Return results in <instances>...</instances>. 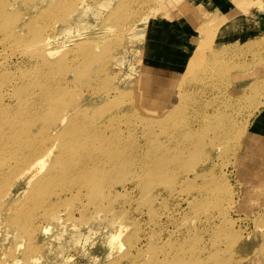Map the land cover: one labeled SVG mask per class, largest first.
<instances>
[{
	"label": "rangeland",
	"instance_id": "obj_1",
	"mask_svg": "<svg viewBox=\"0 0 264 264\" xmlns=\"http://www.w3.org/2000/svg\"><path fill=\"white\" fill-rule=\"evenodd\" d=\"M131 1H133V6L136 7L135 10L134 8L133 10L129 9L132 14L131 20L137 21L135 24L139 31L142 30L140 31V37H143H141L140 42L142 45H139V54L141 53V56L135 58V64H133L130 70L131 74L123 84V87L128 92L123 96L121 95L122 99L121 96H117V98L110 97L107 103H99L87 109V75L94 73V70H97L96 68L102 64L100 61L96 62L94 66L87 70V38H90L87 34L93 37L92 34L97 35L98 30V35L106 33L107 30V34L116 32L118 29L117 24H119L123 14L121 12L123 10L119 6L122 0H0V10L1 8L4 9L3 17L2 11H0V90L4 89L0 91V98L6 104H15L18 95L15 88L19 87V89H22L23 86L28 85L26 79L35 78L36 69H40V67L45 65L49 66L52 63L57 64V59L65 58L63 60L67 62L65 69L67 71L64 74V76H67L64 85L66 90L59 96V105L61 106V112L63 110L67 111L71 107L77 114V121L73 123L74 125L72 124L74 126L72 132H75L74 128L76 125H80V131L84 132L83 130L87 128L86 121L90 119L88 117H92L96 122L97 120L99 121L96 125H100L101 129L106 125V127L111 124L113 125L109 129L104 128L106 134L112 131L110 128L117 129L112 131L114 134L112 132L111 134L109 133L108 137L114 138L117 136L115 137L117 139L119 136L118 140L120 139L119 141L123 143L125 141H132L133 145L130 142L129 146H127L129 142H125L124 144L120 142L121 151L129 153L130 156H133L135 151L136 156H139L137 153H143L144 158L149 155L148 157L150 158H146L150 161L166 158L163 164L167 163L166 161L168 160L169 165L173 160H176H172L173 157H169L171 160L168 158V154L170 155L173 147L182 142L191 144L194 140L192 136L197 135L200 141H203L204 147L194 158L195 160L191 158V161L190 159L189 164V157L186 158L188 160H186L187 166L191 164L189 166L190 171H188L189 167L186 169L185 159H182L184 156L180 154L182 156L181 161L178 160L176 163L178 164L183 161L185 168L177 169L180 172L177 174L176 171L175 174L178 176L174 175L177 177L176 179L175 177H170V180L166 179V175L165 177L164 175L160 176L162 180L154 178L155 181L157 179L160 182L165 179L163 181H166L165 184L163 182H154L152 178L148 179V181L145 179V184L142 180L140 186L138 184L140 176L135 175L139 174L138 170L140 169L137 168L138 166L119 164L118 167L120 168L117 167L118 170L112 169L109 175L106 174V179L103 178L106 184L112 183V186L107 184L111 186L110 190L109 188L96 185L90 186L88 184L91 181L87 179V190L84 187H79L72 189L69 192L70 194L68 192L62 193L60 187L57 185L53 187L46 186L51 179L45 173L51 166L54 152L45 158L47 161L44 168H40L42 170L39 169L36 175H33L34 177H30L24 183H21V180L18 181L15 175L16 172L11 173V170H9L8 163L13 161L11 164H14L15 159L11 158V160L7 156L4 164L5 167H0L1 169L3 168V172L6 171L3 173L0 169V175L4 174L0 178V181H2V183L0 182V186H2V190L0 189V199L2 203H5V209L10 208L8 210L3 209L2 213H0V264L2 262H6L7 264H155L157 262L156 256L158 258L163 257L160 253L155 254L157 251L154 245L157 244L164 245V247L168 245L172 246L173 244H177V246L181 245L188 254L189 252H198V254L192 255L193 258L196 256V259L201 257L197 261V264H264V149L261 146L255 148L254 145L244 142L250 136L261 141H264V138L247 134L249 119L255 111L248 109L245 104L247 98L229 94L241 84L240 81L242 79H246L258 72L264 73V0H259V8L253 7L251 13L246 14L247 16L234 14V12L240 6L249 7L252 2L255 5L256 0H252V2L232 0L234 5L227 12L224 9V12H222V9H217L212 4L206 7L205 3L207 2L205 0ZM184 1L190 5H194L198 12H203V15L193 14L186 17V15L178 14L177 8H174V3L178 4ZM166 3L167 6H170H168L169 10L172 12L176 10L177 13L169 19L163 9V5ZM140 6L142 9H139L141 8ZM124 7L126 8L125 5ZM48 8H51L52 13L55 11L52 17L47 18L49 23L52 22L49 24L47 21H42V19L40 22L37 21V17L33 12ZM150 21L153 23L154 21L162 22L161 33L165 32L160 35L154 30L151 32V35H155L157 38L163 37V39L165 38V40L171 42L172 45H179L181 40L176 37L173 38L174 35L170 30L182 28V32H186L188 39L193 42L190 48V51H192L190 59L196 58L203 53L200 47H195V44L196 46H200L205 41L204 46L206 48L204 49V55L206 56L202 60L205 65L201 64L198 69L199 72L196 71L195 73L197 74L193 75L195 77H191L188 83L189 86L180 87L176 85L177 82L171 83L160 78V80L154 81L153 73L161 78L164 76L177 78L182 70L173 71L169 68L164 69L166 65L164 66L160 63L154 64L148 59V55H145L146 31ZM140 24L141 26H139ZM256 33L257 35L252 36V39L250 38L252 41L242 40L239 44L218 43L224 40L229 41L231 38L235 39L236 35L241 37L248 34L243 37L246 38ZM107 34L102 37H106L103 39L108 41L110 35ZM46 39H49L48 41L51 40L52 43L55 41V45L57 41L65 39L62 42L63 45L61 44L62 46L60 44H57V47L55 46L56 49L54 51L56 52H52L53 55L49 53L51 57L53 56L52 58L49 57L48 53L44 52L46 47L49 46V42ZM77 44L83 45L84 49L80 45L77 47L80 46L82 49L75 48L74 45ZM96 44L98 47L104 45L108 47L109 45L105 41L90 43L91 47ZM219 44L220 46L218 47ZM234 47L238 49L233 53ZM218 48H221V50ZM162 51V48L157 50L155 55L156 60L161 59ZM96 52L101 53V50L96 48ZM83 54L85 55L83 56ZM206 62H211V65L207 63L206 66ZM92 69L93 71H91ZM88 71L91 72L87 74ZM144 71L151 72V80H149V76L147 79L141 76ZM74 82L77 84L75 85ZM105 82L106 88H103V90L106 92L111 91L112 94L114 89H111V83L109 84V81ZM257 86L260 87V85ZM34 87L39 86L36 85ZM261 87L263 88V86ZM257 92L258 89L253 86L248 90L245 97H251ZM129 97L131 98L126 99ZM151 99L154 100L152 101ZM14 100L15 102H13ZM179 101L185 102V104L181 105L180 109L182 110L177 107L174 112V119L171 117L172 119L170 118L161 123L152 121L154 117L157 120L164 110L174 108ZM212 104L218 105L215 107ZM263 104L264 102L260 105ZM134 108L136 109L134 110ZM179 111L181 112L180 114ZM88 113L90 116H88ZM28 114L22 115L27 118ZM44 114L41 122L35 123L40 126V130L43 128V125L50 130L56 126L58 118L56 116H58L59 112L49 111ZM110 115L113 116L110 117ZM139 115H141V118L137 117ZM226 115H229L233 125L230 129L231 136L228 139L223 134L218 133V126L226 127L228 126L227 123L230 124L227 121ZM114 116L117 120L113 118ZM201 118H206V121L212 120L215 127H212L211 130H200V126H198L192 133L186 135V128H190L191 125L195 127V125L203 124L204 120L198 122ZM118 120L122 121L118 123ZM27 122L29 123V121ZM92 124H95V122L92 121ZM117 126L120 127L117 128ZM249 128L250 126H248V130ZM120 130L123 134L118 132ZM183 135H186L187 138ZM214 135L221 137V139L217 138L210 143V138ZM125 138L128 139L125 140ZM170 138L176 140H170ZM61 140V138L57 139L54 151L59 147ZM111 140L113 139L111 138ZM124 146H127L128 149L124 150ZM147 147L154 148L149 149ZM146 148L147 150H151V152L149 150L148 152ZM153 152L154 154H152ZM162 152H164V157ZM176 156L178 154H175ZM152 157L153 159L151 160ZM177 159L179 158L177 157ZM172 163L176 164L175 161ZM183 163H181L182 166ZM0 164H2L1 160ZM121 165H124V168L127 167L126 170ZM182 166L178 165V167ZM194 167L199 169L196 170ZM198 172L200 174L202 172L201 176L197 175ZM207 173L208 175H204ZM167 175L170 176V174ZM11 177L14 179L12 180ZM136 177L139 178L136 179ZM37 178L45 180V186H41L39 191L44 195L47 192L51 193L49 195L51 200L48 201L50 204L36 210L35 214L38 217L36 215L32 217L29 211L17 212L16 208L23 206L25 201L29 199V189L33 188V182ZM174 179L176 181L172 182ZM213 180L216 184H214L215 186L211 182ZM9 181L11 183H8ZM51 183L48 184L50 185ZM181 183L184 184L182 185ZM207 183H211L217 191L215 200L211 198L210 202L208 200L209 203L206 200L202 201L204 197L199 200L204 203L206 202L207 207H204L202 204L200 205L201 202L198 201L199 196L197 197L198 199L192 200V198H188V201H186L187 197L194 194H202L206 197L203 194L208 192L207 189L209 188L206 185L212 186ZM166 186L170 189L172 187L171 190L173 191L170 192L171 190ZM184 186L186 188H182ZM180 187L188 189V192L181 190ZM203 188H207V191L205 192ZM140 189L144 190L141 191ZM168 191L169 193H167ZM55 192L62 193V195L57 197ZM155 197L156 199H154ZM217 198H219V201H217ZM210 215H212L211 218H206ZM33 220L37 225V229H34L32 232L31 228L33 227H31V223ZM43 227H45L46 231H44ZM38 228L43 234L38 232ZM119 228H121L122 233L119 232ZM117 229L119 235L115 234L117 233ZM95 231L97 233L100 232L102 235L101 238L99 237L101 235L98 233L99 235L96 239V242L100 239L98 241L99 243L101 242L100 246L98 242L96 243L98 245L93 244L94 242L92 241L94 240L90 238L92 232L95 233ZM103 236L104 239H108L107 242L102 240ZM93 238L95 237L93 236ZM116 240L119 242L121 240L124 246L121 243H117L118 241L116 242ZM119 246L121 247L120 249ZM200 246L202 249H199ZM33 256L35 257L33 258ZM185 257L190 258L189 255Z\"/></svg>",
	"mask_w": 264,
	"mask_h": 264
},
{
	"label": "bare ground",
	"instance_id": "obj_2",
	"mask_svg": "<svg viewBox=\"0 0 264 264\" xmlns=\"http://www.w3.org/2000/svg\"><path fill=\"white\" fill-rule=\"evenodd\" d=\"M39 1V0H37ZM41 1V0H40ZM122 0V3L119 5L120 8L123 10L120 11L123 13L122 14V18H120V21H119V24H117V31L114 32V33H110V34H107L108 30L106 33H102L101 35H98L99 33V30H98V33L97 35H93V37L89 34H87V36H89L90 38L88 39L87 38V70L94 66L96 64V62L98 63L99 61L102 63L101 66H99L98 68H96L97 70H99L97 72V70H94V73H92L91 75H87V109L88 107H93L99 103H107L108 100L110 99V97H115L117 98V96H123L125 95L128 91L125 90V88L123 87L124 85V82L125 80L128 78V76L131 74L130 73V70L132 69V66L134 63V60L135 58L137 57H140L141 53L139 54V45L141 46L142 44L140 43L141 42V36L140 37V30L138 29V27L136 26L135 21L134 22V19L131 20V17H132V14L130 13L129 9H132L134 8V10L136 9V7H134L133 5V1L131 0H126L124 1ZM141 1V0H140ZM155 1V0H154ZM153 1V3H154ZM245 2H252V0H244ZM255 1V0H253ZM30 2V1H29ZM143 2V1H142ZM32 3V2H31ZM37 3V2H36ZM82 3V2H81ZM158 3V2H157ZM255 3V2H254ZM257 3V4H256ZM256 3L255 5L252 3H250L249 7H238L237 10H235L234 14H241L243 16H247L248 14L251 13L253 7L255 8H259L258 6V3H259V0H256ZM4 4V3H3ZM27 5V4H26ZM37 5V4H36ZM78 5V4H77ZM81 5V4H80ZM124 5L126 6V8L124 7ZM34 6V5H33ZM150 6V5H149ZM169 6V5H168ZM167 6V3L163 5V9L164 11L167 13V17L168 19L175 16L177 13L178 14H182V15H186V17L188 16H192L193 14H199V15H203V12H198L197 11V8L194 6V5H190L188 2L184 1V2H181V3H174V8H177V13H176V10L174 12L169 10ZM36 7V6H34ZM80 7V6H79ZM116 7V6H115ZM141 7V6H140ZM146 7V6H145ZM170 7V6H169ZM9 8V6H8ZM77 8V7H76ZM75 8V9H76ZM144 8V7H143ZM51 9V8H50ZM49 8L48 9H40V10H35L33 12V14L35 13V16L37 17L36 20L40 22V20L42 19V21L44 20L47 21L49 19V17H52L53 16V13L55 12H51ZM114 9V8H113ZM139 9H142L139 8ZM150 9V8H149ZM148 9V10H149ZM153 9V8H152ZM257 10V9H256ZM1 14H2V17L4 15V9L1 8ZM19 11V10H18ZM37 11V12H36ZM144 11V10H143ZM135 12V11H134ZM21 13V12H20ZM114 13V11H113ZM116 13V12H115ZM147 13V12H146ZM164 14V13H163ZM215 14V13H213ZM221 14V13H220ZM247 14V15H246ZM21 15V14H20ZM185 17V18H186ZM217 17V16H216ZM48 18V19H47ZM108 18H111V17H108ZM183 18V17H182ZM218 18V17H217ZM237 18V17H236ZM240 18V17H239ZM253 18V17H252ZM1 19V17H0ZM52 19V18H51ZM117 19V18H116ZM173 19V18H172ZM175 19V18H174ZM238 19V18H237ZM249 19V18H248ZM53 20V19H52ZM119 20V19H118ZM117 20V21H118ZM185 20V19H184ZM213 20V19H212ZM219 20H221L219 18ZM246 20V18H245ZM182 21V20H180ZM211 21V20H210ZM215 21V20H214ZM234 21V20H233ZM38 22V23H39ZM48 22V21H47ZM46 22V23H47ZM52 22V21H51ZM50 22V23H51ZM140 22V21H139ZM138 22V23H139ZM142 22V20H141ZM169 22V21H168ZM205 22V21H204ZM203 22V23H204ZM247 22V21H246ZM49 23V22H48ZM49 23V24H50ZM174 23V22H173ZM202 23V24H203ZM25 24V23H24ZM55 24V23H54ZM111 24V23H110ZM113 24V23H112ZM147 24V23H146ZM43 25V24H42ZM143 25H144V22H143ZM142 25V26H143ZM232 25V24H231ZM141 26V24L139 25ZM115 27V25H114ZM202 28L203 25H201ZM223 27V26H222ZM113 28V27H112ZM111 28V29H112ZM144 29V28H143ZM227 29V28H226ZM249 29V28H248ZM253 29V28H252ZM51 30V29H49ZM116 30V29H115ZM73 32V31H72ZM217 32V31H216ZM242 33V32H241ZM249 33V32H248ZM67 34V33H66ZM65 34V35H66ZM69 34V33H68ZM110 35V38H108L109 40H104L103 38H106V37H102V36H105V35ZM145 34V33H144ZM223 34V33H222ZM226 34V33H225ZM51 35V34H50ZM241 35V34H240ZM248 34H245L241 37H239V35H236L237 37L235 39H232L229 40V41H222V42H218V43H230V44H239L240 41L242 40H251L252 36H255L257 35L256 34H251L249 35L248 37L246 38H243L244 36H247ZM49 36V35H48ZM53 36V35H52ZM51 36V37H52ZM145 36V35H144ZM223 36V35H222ZM220 36V37H222ZM227 37V36H226ZM47 38V37H46ZM54 38V36H53ZM53 38H51L53 40ZM65 38V37H64ZM67 38V37H66ZM215 38V37H214ZM230 38V37H229ZM228 38V39H229ZM251 38V39H250ZM50 39V38H49ZM48 39V40H49ZM241 39V40H239ZM260 39V38H259ZM47 40V39H46ZM47 40V41H48ZM65 40V39H64ZM64 40L62 41H57L56 42V45L57 44H62V42H64ZM43 41V40H42ZM94 41H105L106 44H109L108 47H106V45L104 46H97L94 45L93 47H91L90 43L92 44ZM143 41V40H142ZM252 41V40H251ZM44 42V41H43ZM42 42V43H43ZM46 42V41H45ZM49 42V46H45L46 49L44 50L45 53H51L52 52H56L54 51L56 49V45L54 44L55 41L52 43V41H48ZM47 42V43H48ZM51 42V43H50ZM197 42V41H196ZM200 42V41H199ZM205 42V41H204ZM201 44L200 46H196L195 44V47H200L201 50L203 51V53L201 55H198L196 58H192L188 60L187 64H186V67H185V73L181 75L179 81L177 82V86H186L188 85V83L190 82L191 80V77H195L193 75H196L197 73H195L196 71H198L199 67L201 66V64H203L202 60H203V57L206 56L204 55L205 52H204V49L206 48L204 46V43ZM37 43V42H36ZM84 43V42H83ZM81 43V44H83ZM198 43V42H197ZM212 43V42H211ZM242 43V42H241ZM35 44V43H34ZM50 44H53L50 46ZM102 44H104L102 42ZM220 44L218 45V47L220 46ZM229 44V45H230ZM38 45V43H37ZM41 45V44H40ZM61 45V46H62ZM78 45L80 44H77V45H74V47L76 48ZM227 45V44H226ZM250 45V44H249ZM16 46V45H15ZM56 46V47H55ZM82 46L83 48V45H80ZM79 48L82 49V48ZM213 46V45H212ZM28 47V46H27ZM34 47V46H33ZM44 47V48H45ZM60 47V46H59ZM29 48V47H28ZM96 48H99L101 50V53L100 52H96ZM209 48V47H208ZM74 49V48H73ZM84 49V48H83ZM221 50V48H218ZM218 49H216L218 51ZM238 48H233V53L237 50ZM12 50V49H10ZM16 50V48H15ZM14 50V51H15ZM19 50V49H18ZM209 50V49H208ZM13 51V50H12ZM11 51V52H12ZM20 51V50H19ZM82 51V50H81ZM80 51V52H81ZM206 51V50H205ZM17 52V51H15ZM259 52V51H258ZM14 53V52H12ZM19 53V52H18ZM17 53V54H18ZM82 53H84L82 51ZM86 53V52H85ZM108 53H110L109 55H107ZM248 53V52H247ZM240 54V53H239ZM53 55V54H52ZM56 56V54H54ZM81 55V54H80ZM85 54H83L84 56ZM82 56V55H81ZM108 56V58H107ZM260 56V55H259ZM49 57L50 54H49ZM53 57V56H52ZM51 57V58H52ZM36 58V56H35ZM108 60H107V59ZM56 59V58H55ZM65 58H59L57 59V64H49L48 65H45V66H42L40 67V69H36L35 71V78L33 79H26V82L28 83V85L26 86H23L22 89H19V87H17V85L15 84V86L17 88L16 89V93L18 94L17 95V100H16V97H15V100H16V103L15 104H6L2 101V99L0 98V160L2 162V164H0V167L4 166L6 160H7V156H9V158H14L15 159V162L14 164H11V163H8V167H9V170H11V173H15L16 172V176L18 178V181L21 180V183H24L25 181H27V179H29L30 177H32L34 174L36 175V173L38 172V170L40 168H44L45 164H46V157L50 156L51 153L54 152V157H53V160H51V166L49 167V169L47 170V172L45 173L51 180L48 182H52L50 185L47 183H45V180H41L40 178H37L34 182H33V188L32 189H29V199L25 201V204H23V206H20L18 208H16V211L17 212H22V211H29L31 216L33 217L36 212V210L40 207H43V206H47L48 204H50V201L51 200V197H49V195L51 194L50 192H47L45 195L44 194H41L39 189L41 186H55L57 185L58 187H60V190L61 192H68V194H70L69 192L72 191V189H77L79 187H84L86 188L87 190V179H89V184L90 186L92 185H96V186H100V187H104V188H109L110 190V187L112 186L111 184L112 183H107L109 185L106 184V181L104 182V180L106 179L105 176L106 174H110L112 172V169L113 170H118V165L119 164H128L130 166H133V165H136L138 166L137 168H139L140 170H138L139 174H135L136 176H140L139 177H136L139 178L140 182H138V184H142V180L144 182L145 179H152L154 182H160L156 179V181L154 180V178H158L159 180H162L160 176H163L165 177L166 175V179H169L170 180V177H175V179L178 177L175 173L177 171V169L180 170V168H185V164L187 166V163H186V158H188V164L190 162V159H194L196 158L197 154L201 151V149L204 147V144H202V142L200 141V138L197 136V135H194L192 137H194V140L192 141L191 144H188L187 142H182V143H179L177 144L176 146L173 147V149L171 150V153L170 155L168 154V158L170 157H173V159H176V160H173L175 161V163L180 160L181 161V158L182 156H184L182 159L185 161L183 163L180 162V163H176V164H173L171 161L170 165L168 164V160L166 161L167 163L163 164V161L166 160V158L162 159V160H153V161H150L149 159H147L146 157L148 156H145L144 158V155L143 153H137L139 156H136L135 152L133 154V156H130L129 153H125V151H121L120 150V146L121 144H119L120 142L123 143L122 141H119L118 138L116 139L115 136L114 138L111 137L113 140H111L109 136V133L111 134V132L113 130H115L114 128H110V130H112L111 132H108V134H106L105 132V129H109V127H112L111 125H109L108 127H103L102 129L100 128L101 126L100 125H96L97 122H99L97 120V122L92 119V117H88L90 119H87L86 123H87V128H85V130H83L84 132H81L80 131V125H76V127L74 128L75 132H72L73 131V127L72 124L75 123L77 121L76 119V113L74 112V109L69 107L67 109V111L63 110L62 112L60 111V105H59V96L61 94H63L66 90V87L64 86L65 85V80L67 79V76H64V74H66V66H67V62H64ZM69 59V58H68ZM205 59V58H204ZM14 60V59H13ZM16 60V59H15ZM63 60V61H61ZM245 60V58H244ZM28 61V60H27ZM210 61V60H208ZM138 63V62H137ZM207 63H209L211 65V62H206V66H207ZM214 63V62H213ZM10 64V63H9ZM12 64V63H11ZM215 64V63H214ZM29 65V64H28ZM205 65V64H203ZM208 65V66H210ZM36 66V65H35ZM137 66V65H136ZM29 67V66H28ZM204 67V66H203ZM7 68V67H6ZM12 68V67H11ZM42 68V69H41ZM206 68V67H205ZM218 68V67H217ZM137 69V68H136ZM140 69V68H138ZM212 69V68H211ZM57 70V71H56ZM93 71V69L91 70ZM91 71H88L87 74H89ZM216 71V70H215ZM202 72V71H201ZM207 72V71H206ZM138 73V72H137ZM217 73V72H216ZM143 78L147 79V77L149 76V80H151V72L150 71H144L141 75ZM198 76V75H197ZM207 76V75H206ZM32 77H34L32 75ZM202 77V76H201ZM11 78V77H10ZM70 79V78H69ZM68 79V80H69ZM114 79V81H113ZM198 79V78H197ZM18 80V79H17ZM209 80V79H208ZM211 80V79H210ZM215 80V79H213ZM218 80V79H217ZM14 81V80H13ZM75 81V80H74ZM105 81H109V84L111 83V89L113 88L114 91H112V94H111V91L110 92H106L105 90H103V88H106V82ZM154 81H158L156 79H154ZM77 82V81H76ZM82 82V81H81ZM192 82V81H191ZM220 82H222L220 80ZM75 83V82H74ZM78 83V82H77ZM75 83V85L77 84ZM128 83V82H127ZM10 84V83H9ZM19 84V83H18ZM131 84V82H130ZM129 84V85H130ZM134 84V83H133ZM165 84V83H164ZM38 85L39 87H34ZM70 85V84H69ZM85 85V83H84ZM85 85V86H86ZM128 85V87H129ZM167 85V84H165ZM216 85V84H215ZM222 85V84H220ZM224 85V84H223ZM10 86V85H9ZM81 86V85H80ZM107 86H108V83H107ZM113 86V87H112ZM127 86V85H125ZM157 86V85H156ZM155 86V87H156ZM189 86V85H188ZM34 87V88H33ZM166 87V86H165ZM179 87V88H180ZM69 88V87H68ZM134 89V88H133ZM173 89V88H172ZM188 89V87H187ZM4 90V89H3ZM3 90H0V91H3ZM7 90V89H6ZM9 90V89H8ZM69 90V89H68ZM157 90V89H156ZM161 90V89H160ZM183 90V89H182ZM84 91V90H83ZM159 91V90H158ZM167 91V90H166ZM171 92V91H170ZM169 92V93H170ZM168 93V92H167ZM130 94V93H129ZM159 94V92H158ZM4 95V94H3ZM160 95V94H159ZM163 95V93H162ZM167 95V94H165ZM122 96H121V99H122ZM127 96V95H126ZM124 96V97H126ZM163 97V96H162ZM161 97V98H162ZM9 98V97H8ZM131 97L129 98H126V99H130ZM11 99V98H10ZM101 99V100H100ZM169 99V98H168ZM15 100L13 102H15ZM152 100V99H151ZM154 100V99H153ZM152 100V101H153ZM5 101V100H4ZM9 101V100H8ZM126 101V100H125ZM151 101V102H152ZM6 102V101H5ZM11 102V101H10ZM132 102V101H131ZM122 103V102H121ZM129 104V103H128ZM185 104V102H177V104L175 105L174 108H172L171 110L169 109H166L163 111V114H161L160 116H158L159 120L155 119L156 117L153 118V122H165L166 120H169L171 117H173L174 119V112L176 111L177 107H179L178 109H180L181 105ZM124 105V104H123ZM130 105V104H129ZM218 105V104H217ZM217 105L215 104H212V106H215L217 107ZM66 107V106H65ZM112 107V106H111ZM186 107V106H185ZM136 108H134L135 110ZM91 110V109H89ZM182 110V109H180ZM59 112L57 120V124L55 127H53L52 129H47L46 127H44L43 125V128L40 130V126L37 125L35 122H41V119L43 117V115H45L44 113H47V112ZM82 111V110H81ZM88 111V110H87ZM61 112V113H60ZM150 112V111H149ZM26 113H29L28 117L26 118L25 116H23L22 114H26ZM134 113V112H133ZM178 113V112H177ZM181 112L179 111V114ZM81 114V113H80ZM86 114V113H85ZM173 114V116H172ZM178 114V115H179ZM183 114V112H182ZM82 115V114H81ZM79 115V116H81ZM116 115V114H114ZM119 115V114H117ZM123 115V114H122ZM88 116L89 113H88ZM113 116V115H110V117ZM45 117V116H44ZM83 117H84V114H83ZM82 117V119H83ZM96 117V116H95ZM105 117V116H104ZM118 117V116H117ZM121 116L119 115V118ZM138 118H141V115L137 116ZM147 117V116H146ZM175 117H177V115H175ZM24 118V119H23ZM55 118V117H54ZM115 118V116L113 117ZM179 118V117H178ZM226 118H227V121L230 122L227 123L228 126L226 127H219L218 126V133L219 134H223L224 137H226L227 139L231 136L230 134V129L231 127H233L232 125V121L230 120V117L229 115H226ZM80 119V120H82ZM111 119V118H110ZM116 119V118H115ZM122 119V118H120ZM172 119V118H171ZM206 118H201L200 121L198 122H202V120H204L202 123V125H195V127H193L191 125L190 128H186L185 129V134L188 135L189 133H192L194 131L195 128H197L198 126L200 130H211L212 127H215L213 125V121L212 120H208L206 121L205 120ZM86 120V118H85ZM106 120V119H105ZM117 120V119H116ZM150 120V119H149ZM148 120V121H149ZM177 120V119H176ZM175 120V122H176ZM29 121V123L27 122ZM92 121L95 122V124H92ZM101 121V120H100ZM115 121V120H114ZM122 121V120H121ZM120 120H118V123L121 122ZM133 121V120H132ZM196 121V120H195ZM33 122V123H32ZM81 122V121H80ZM107 122V120H106ZM168 122V121H167ZM173 122V123H175ZM83 123V121H82ZM85 123V121H84ZM112 123V122H110ZM194 123V122H193ZM79 124V122H78ZM101 124V123H100ZM114 124V123H113ZM116 124V123H115ZM163 124H169V123H163ZM176 124V123H175ZM178 124H181V123H178ZM74 125V124H73ZM118 125V124H117ZM121 125V124H120ZM162 125V124H161ZM171 125H172V120H171ZM171 125H168V126H171ZM187 125V124H186ZM47 126V125H46ZM116 126V125H114ZM42 127V126H41ZM86 127V126H85ZM120 127V126H117V128ZM163 127V126H162ZM166 127V126H165ZM177 127V126H175ZM105 128V129H104ZM82 129V128H81ZM84 129V128H83ZM120 129V128H119ZM159 129V128H158ZM167 129V128H166ZM87 130V131H86ZM117 130V129H116ZM168 130V129H167ZM166 130V131H167ZM109 131V130H108ZM165 131V130H164ZM118 132H121L118 131ZM117 132V133H118ZM113 133V132H112ZM123 134V132H121ZM165 133V132H164ZM40 134V135H39ZM114 134V133H113ZM112 134V135H113ZM119 134V133H118ZM173 134V133H172ZM39 135V136H38ZM108 135V136H107ZM116 135V134H115ZM128 135V134H127ZM168 135V134H167ZM185 135V136H186ZM111 136V135H110ZM182 136V135H181ZM184 136V135H183ZM184 136V137H185ZM190 136V137H191ZM123 137V136H122ZM127 137V136H126ZM167 137V136H166ZM183 137V138H184ZM54 138V139H52ZM58 138H61V142H60V145L59 147L56 149V151H54V146L56 144V141ZM109 138V139H108ZM121 138V136H120ZM187 138V136H186ZM217 138H220L219 136L217 135H214L210 138V143H212L215 139ZM224 138V139H226ZM124 139V137H123ZM128 139V138H127ZM125 138V140H127ZM171 139H174V138H170ZM180 139V138H179ZM189 139V138H188ZM208 139V137H207ZM123 140V141H125ZM167 140V139H166ZM176 140V139H174ZM182 140V138H181ZM143 141V140H142ZM169 141V140H168ZM185 141V140H184ZM218 141V140H217ZM126 142V141H125ZM124 142V143H125ZM129 142V141H127ZM126 142V143H127ZM131 142V145L132 144V141ZM130 142L128 143L127 146H129ZM170 142V141H169ZM178 142V141H176ZM123 143V144H124ZM190 143V141H189ZM122 144V146H123ZM126 145V144H125ZM130 145V146H131ZM136 145V144H135ZM139 145V144H138ZM218 145V144H217ZM123 147L124 150L125 149H128V147ZM149 146V145H148ZM164 146V145H162ZM161 146V148H162ZM134 147V146H133ZM136 147V146H135ZM138 147V146H137ZM208 147V146H207ZM206 147V148H207ZM210 147V146H209ZM218 147V146H217ZM122 148V149H123ZM149 149L151 148H154V147H147ZM146 148V150H147ZM157 148V147H156ZM159 148V149H161ZM130 149V147H129ZM148 149V150H149ZM158 149V148H157ZM211 149V148H209ZM133 150V149H131ZM137 150V149H136ZM147 150V151H148ZM166 150V149H165ZM170 150V149H169ZM168 150V151H169ZM199 150V151H198ZM205 150V149H204ZM138 151V150H137ZM151 152V150H149ZM148 151V152H149ZM153 151V150H152ZM207 151V150H206ZM128 152V151H126ZM130 152V151H129ZM140 152V150H139ZM143 152V151H142ZM144 152L146 154V151L144 149ZM147 152V154H148ZM159 152V151H158ZM191 152V153H190ZM156 153V152H155ZM163 153V157H164V152ZM169 153V152H168ZM206 153V152H204ZM129 156H127V155ZM154 154V152L152 153ZM157 154V153H156ZM166 154V152H165ZM175 154L178 156L175 157ZM180 154L182 156H180ZM188 154V155H187ZM204 155V154H203ZM211 155V154H210ZM212 156V155H211ZM160 157V156H159ZM162 157V156H161ZM177 157L179 159H177ZM150 158V157H148ZM169 158V159H170ZM153 159V157L151 158V160ZM191 159V161H192ZM12 160V159H11ZM171 160V159H170ZM195 160V159H194ZM183 163V166L182 164ZM212 163V162H211ZM9 164H11L9 166ZM44 164V165H43ZM181 165L182 167H178V165ZM7 165V163H6ZM43 165V167H42ZM191 165V164H190ZM189 165V166H190ZM187 166L186 169L189 167ZM209 166V165H208ZM5 167V166H4ZM118 167V168H117ZM121 167H125L124 165ZM127 168V167H126ZM126 168H124L126 170ZM134 168V167H133ZM133 168H130V169H133ZM136 168V167H135ZM196 169V167H194ZM1 169V168H0ZM5 169V168H4ZM40 169V170H42ZM122 169V168H121ZM122 169V170H124ZM129 169V171H130ZM193 169V170H195ZM199 169V168H198ZM196 169V170H198ZM201 169V168H200ZM2 172H3V168L1 169ZM7 170V169H5ZM192 170V171H193ZM190 171V167H189V170ZM1 172V171H0ZM6 171H4L3 173H5ZM134 172V171H132ZM178 172L180 171H177V174ZM209 172V171H208ZM40 173V172H39ZM196 173V172H195ZM199 173V172H198ZM197 175L198 176H201V174L199 173ZM130 174V172H129ZM167 174H170L167 175ZM186 174V172H185ZM4 174H1L0 175V178L3 176ZM8 175V174H7ZM14 175V176H15ZM172 175V176H171ZM176 175V176H174ZM196 175V176H197ZM204 175H208L207 174H204ZM13 176V174H12ZM131 176H134V175H131ZM182 176V174H181ZM210 176V175H209ZM34 177V176H33ZM149 177V178H148ZM169 177V178H168ZM4 178V177H3ZM6 178V176H5ZM8 178V177H7ZM105 178V179H103ZM11 179L13 180L14 178L11 177ZM33 179V178H32ZM174 179V181L172 182H175L176 180ZM201 179V178H200ZM3 180V179H2ZM7 181V179H5ZM10 180V179H9ZM165 180V179H164ZM163 180V181H164ZM185 180V179H184ZM190 180V179H189ZM192 180V179H191ZM17 181V182H18ZM31 181V180H30ZM146 181V180H145ZM163 181H161L160 183H162ZM2 183V181H0ZM110 182V181H109ZM170 182V181H169ZM213 182V185L215 184L214 180L211 181ZM217 182V181H216ZM8 183H11L10 181ZM19 182V184H21ZM165 182H163V184H165ZM171 183V182H170ZM169 183V184H170ZM185 183V182H184ZM183 183V184H184ZM124 184V183H123ZM145 184V182H144ZM168 184V186H170ZM182 184V183H181ZM182 184V185H183ZM189 184V183H187ZM206 184V183H205ZM204 184V185H205ZM209 185H212L211 183H207ZM137 185V184H136ZM167 185V184H166ZM180 185V186H182ZM186 185V184H185ZM203 185V186H204ZM207 186V189L208 192L207 193H203L206 195V197L204 195H193V196H189L186 198V201H188L187 199L189 198H192V200H195L198 196L200 197L198 199V201L204 197V199L202 201H205L210 202V199L215 198L217 197V191H216V188L214 186ZM19 186V185H18ZM32 186V185H31ZM56 186V188H57ZM125 186V185H124ZM141 186V185H140ZM166 186V187H168ZM1 190H2V186H0ZM22 187V186H21ZM5 188V186H4ZM113 188V187H112ZM142 188V187H141ZM165 188V187H164ZM169 188V187H168ZM182 188H186V186L182 187ZM180 187L181 190L188 192L187 190L188 189H182ZM205 188V187H204ZM203 188V189H204ZM166 189V188H165ZM172 189V187H171ZM169 188V190H171ZM204 189V191L206 192L207 190ZM0 190V191H1ZM4 190V189H3ZM59 190V189H58ZM59 190V191H60ZM107 190V189H106ZM129 190V189H128ZM141 190V189H140ZM144 190V189H142ZM141 190V191H142ZM168 190V189H167ZM180 190V191H181ZM219 191V189H217ZM5 191V190H4ZM52 191V190H51ZM122 191V190H121ZM173 190H171L170 192H172ZM212 191V192H210ZM3 192V191H2ZM17 192V191H16ZM62 193H58V192H55V194L57 195V197L61 196ZM133 193V192H132ZM169 193V191L167 192ZM177 193V192H176ZM15 194V193H14ZM21 194V193H20ZM53 194V193H52ZM59 194V195H58ZM178 194V193H177ZM176 194V195H177ZM65 195V194H64ZM63 195V196H64ZM180 195V194H179ZM14 196V195H13ZM22 196V195H21ZM166 196V195H165ZM174 196V195H173ZM181 196V195H180ZM8 197V196H7ZM154 197V196H153ZM157 197V196H156ZM156 197L154 199H156ZM179 198V197H178ZM173 199V198H172ZM219 198H217V201ZM197 202V201H196ZM201 202V201H199ZM205 202V203H206ZM208 202V203H209ZM97 203V202H96ZM204 202H201L200 205H204V207H207V205L205 204ZM4 204L5 203H2V200L0 199V213H2L3 209L4 210H8L10 207H8L7 209H5L4 207ZM206 205V206H205ZM199 206V204H198ZM197 206V207H198ZM203 207V208H204ZM146 210V209H145ZM75 211V210H74ZM142 211V210H141ZM11 212V211H10ZM39 212V211H38ZM38 214V213H37ZM123 214V213H122ZM4 215V214H3ZM37 216V215H36ZM212 215H210L209 217H206V218H211ZM38 217V216H37ZM36 217V218H37ZM53 217V216H52ZM57 217V216H56ZM54 219V218H53ZM96 219V218H95ZM35 220V219H34ZM32 221L31 223V228L32 229V232L33 230L37 229V225L34 223L35 221ZM55 220V219H54ZM29 223V222H28ZM192 223V222H191ZM121 226V225H120ZM119 226V227H120ZM128 226V225H127ZM46 227V226H45ZM44 228V231H46V229ZM26 228V227H25ZM42 228V226H41ZM205 228V227H204ZM206 229V228H205ZM38 232H40V229L38 228ZM126 230V229H124ZM124 230H123V233H124ZM43 231V230H42ZM43 231V232H44ZM117 233L115 234H118L119 235V232H121V228H119V232H118V229L116 231ZM100 234V232H98ZM96 231L95 233L92 232L91 234V237L92 238L91 240H94L92 242H94L93 244L95 245H98L96 244L98 241H100V239L96 242V239L98 237V234ZM122 233V232H121ZM226 233V232H225ZM43 234V233H41ZM95 238H93V236ZM101 235V234H100ZM107 236V234H105ZM34 236V235H33ZM90 236V235H89ZM102 238V235L99 236ZM120 237V236H119ZM39 238V237H38ZM107 238V237H105ZM115 238H116V235H115ZM118 238V237H117ZM154 239V238H152ZM103 241H106L108 239H104V236H103ZM101 240V241H102ZM102 241V242H103ZM118 240H116L117 242ZM105 242V243H106ZM122 241L120 240V242L118 241L117 243H121ZM99 243V242H98ZM109 243V242H108ZM112 243V242H111ZM140 243V242H139ZM91 244V243H90ZM93 244H91L92 246H94ZM103 244V243H102ZM122 244V243H121ZM120 244V245H121ZM101 245V242L99 243V246ZM119 245V244H118ZM123 245V244H122ZM154 245V244H153ZM168 245V244H167ZM171 245V244H170ZM103 246V245H102ZM105 246V244H104ZM115 246H117L115 244ZM124 246V245H123ZM155 246V250L157 252H155V254L157 253H160L161 256L163 257H160L158 258L157 256L155 257L156 261L155 264H197V261L201 259V257L199 259H196V256L193 258L192 255H196L198 254V252H186L182 247L181 245L177 246V244H173L172 246H167V247H164L161 246V245H154ZM118 247V246H117ZM96 248V247H95ZM121 247L119 246V249ZM165 248V249H164ZM113 249V248H112ZM117 249V250H119ZM154 249V248H153ZM199 249H202V247L200 246ZM116 251V250H115ZM161 251H164V252H161ZM113 253V252H112ZM189 255L190 258H186L185 256ZM247 256V255H246ZM35 256H33L34 258ZM128 257V256H127ZM126 257V258H127ZM209 257H210V254H209ZM38 258V257H37ZM117 259V258H116ZM125 261V260H124ZM6 262H2V264H4ZM7 264V263H6ZM15 264V263H14Z\"/></svg>",
	"mask_w": 264,
	"mask_h": 264
},
{
	"label": "crops",
	"instance_id": "obj_3",
	"mask_svg": "<svg viewBox=\"0 0 264 264\" xmlns=\"http://www.w3.org/2000/svg\"><path fill=\"white\" fill-rule=\"evenodd\" d=\"M205 1L207 2L205 3L206 7L212 4L213 6H215V8L222 10L224 9L226 12L230 11L231 7H233L234 5V2L232 0ZM224 10L222 12H224ZM162 27V22L154 21L153 23L150 21L148 23L145 38L146 42L144 47L145 55L147 54L148 59L151 60L154 64L160 63L164 66L166 65L164 69L169 68L173 71L182 70L177 78L171 76H164L163 78H161L153 73V77L156 80L163 79L167 82L175 83L179 81L181 75L185 70L186 64L192 52L190 51V48L193 45V42L188 39V34L186 32H182V28H179V30H170L174 35L173 38L176 37L177 39L181 40V43H179V45H172L171 42H168L167 40H165V38L163 39V37L157 38L155 35H151V32L154 30H156L160 35L164 34L165 32L161 33ZM161 48L163 49L161 53V59L156 60L155 55L157 53V50ZM240 82L241 84L236 87L235 90L232 91V93L229 94L236 97L242 96L244 98H247L245 100V104L247 105L248 109L255 110L254 114L249 119L247 125V134L249 133L250 135L261 136L264 138V104L260 105L262 102H264V73H255L254 75L249 76L246 79H242ZM257 85H260V87ZM253 86L258 89V92L251 97H245L248 90ZM261 86H263V88ZM248 126H250L249 130ZM244 142L250 145H254L255 148L257 146H261L264 149V141L252 138L251 136L247 137Z\"/></svg>",
	"mask_w": 264,
	"mask_h": 264
}]
</instances>
